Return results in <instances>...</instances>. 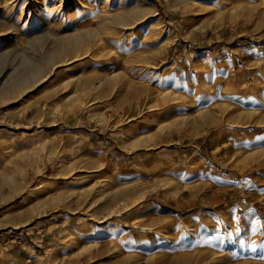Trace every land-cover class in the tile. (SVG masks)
<instances>
[{"label": "rangeland", "instance_id": "rangeland-1", "mask_svg": "<svg viewBox=\"0 0 264 264\" xmlns=\"http://www.w3.org/2000/svg\"><path fill=\"white\" fill-rule=\"evenodd\" d=\"M133 1L0 0V264H264V0Z\"/></svg>", "mask_w": 264, "mask_h": 264}, {"label": "bare ground", "instance_id": "bare-ground-1", "mask_svg": "<svg viewBox=\"0 0 264 264\" xmlns=\"http://www.w3.org/2000/svg\"><path fill=\"white\" fill-rule=\"evenodd\" d=\"M144 1L146 0H134L133 2L142 3ZM104 3H107V1ZM140 8H143V7L141 6L139 8H136L132 12V14L130 12H127L125 16L118 18L117 22L125 23L124 21L129 19L130 17L137 16V15L139 16L145 15L146 13H145L144 8L143 9H140ZM20 30L21 29L19 25L15 24L10 34L6 36L3 35L1 37L4 39L5 42L11 43L14 39V36H16L20 32ZM81 34L78 35L75 33V34L70 35L72 36V39L66 41L65 43L59 42L60 38L58 36H54V38L57 40V45L55 46L54 49L50 50L48 53H45V54L43 53L44 54L43 57L41 58L39 57L40 59L26 57L25 60L20 64V67L8 68V71H7L9 73L8 79H10L11 81L7 83L6 88L8 89L9 92L5 95V97L8 96V94L14 92L15 90L18 91L19 93H23L25 90L30 89L31 86H34L43 76H45V74L50 72L54 65L59 64V63H61L60 65H65V63L68 64V62H74L78 60V58H81L84 52H79V50L82 46V42L85 40V38ZM19 36L21 37V35ZM32 40L34 42V45H36L37 39L33 38ZM39 50L42 52L41 49ZM7 52L8 51H5L3 55H0V66L6 64L7 61H9L8 59L9 55L6 54ZM67 55L69 56L66 57ZM71 59H73V61H71ZM8 65H10V63H8ZM12 75H15V76H12ZM208 252L211 253V251H208V250L205 251V253H208Z\"/></svg>", "mask_w": 264, "mask_h": 264}, {"label": "snow or ice", "instance_id": "snow-or-ice-1", "mask_svg": "<svg viewBox=\"0 0 264 264\" xmlns=\"http://www.w3.org/2000/svg\"><path fill=\"white\" fill-rule=\"evenodd\" d=\"M246 183H248V181H245ZM241 245H243L244 241L243 240H239L238 241Z\"/></svg>", "mask_w": 264, "mask_h": 264}]
</instances>
